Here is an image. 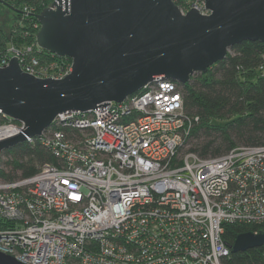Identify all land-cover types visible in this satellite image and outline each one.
I'll return each instance as SVG.
<instances>
[{
  "label": "built area",
  "instance_id": "built-area-1",
  "mask_svg": "<svg viewBox=\"0 0 264 264\" xmlns=\"http://www.w3.org/2000/svg\"><path fill=\"white\" fill-rule=\"evenodd\" d=\"M177 6L183 16L211 15L204 0ZM40 28L35 44L11 47L0 66L17 58L26 74L63 80L72 60L41 49ZM259 71L264 78V59ZM184 87L158 79L106 110L61 114L27 138L57 163L0 178V253L22 264H226V225L264 233V146L214 159L182 154L199 120L185 112ZM23 129L0 110V141Z\"/></svg>",
  "mask_w": 264,
  "mask_h": 264
},
{
  "label": "water",
  "instance_id": "water-1",
  "mask_svg": "<svg viewBox=\"0 0 264 264\" xmlns=\"http://www.w3.org/2000/svg\"><path fill=\"white\" fill-rule=\"evenodd\" d=\"M204 1L209 16L196 9L183 16L175 0H55L37 16V43L71 59L72 73L63 80L38 79L24 73L17 58L0 66V110L24 125L0 141V153L40 137L61 114L106 110L158 79L187 85L232 48L264 44V0ZM5 6L7 13H20ZM263 247L264 233H246L231 250ZM0 264L22 263L0 253Z\"/></svg>",
  "mask_w": 264,
  "mask_h": 264
},
{
  "label": "trees",
  "instance_id": "trees-1",
  "mask_svg": "<svg viewBox=\"0 0 264 264\" xmlns=\"http://www.w3.org/2000/svg\"><path fill=\"white\" fill-rule=\"evenodd\" d=\"M182 0H177L179 5ZM8 5L16 13L14 23L0 24V60L11 47L23 48L36 43L34 24L37 16L50 3L42 0H0V20ZM35 7L36 13L26 16V7ZM11 14L14 12H10ZM233 54L211 67L205 74H195L184 87V109L198 118L191 136L194 142L189 152L201 159H214L237 147L264 146V78L259 67L264 59V44L245 42L231 49ZM230 51V52H231ZM70 60V59H69ZM17 123V122H16ZM186 143V144H187ZM7 158L0 169V178L7 182L35 176L45 164H56L50 151L38 141L24 142L2 152ZM262 231L252 225L228 224L224 240L231 248L238 235ZM226 264H264V247L245 253H232Z\"/></svg>",
  "mask_w": 264,
  "mask_h": 264
},
{
  "label": "rangeland",
  "instance_id": "rangeland-1",
  "mask_svg": "<svg viewBox=\"0 0 264 264\" xmlns=\"http://www.w3.org/2000/svg\"><path fill=\"white\" fill-rule=\"evenodd\" d=\"M3 18L4 19H7L6 21H2V20H0V24H2L4 27H6V26H8V27H10L13 23H14V21H15V19H16V13L14 12V13H7V11H3ZM231 54H233V51H231L230 52ZM194 144V142H192V141H189L187 144H185V146L182 148V151H181V153L182 154H185V153H187V152H189V150L192 148V145ZM7 162V158H5L3 155H2V157H1V166H2V168H4L5 170L7 169L8 170V168L5 166V163Z\"/></svg>",
  "mask_w": 264,
  "mask_h": 264
}]
</instances>
